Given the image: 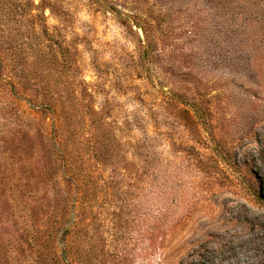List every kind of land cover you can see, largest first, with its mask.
I'll return each mask as SVG.
<instances>
[{
	"label": "rangeland",
	"instance_id": "374dc122",
	"mask_svg": "<svg viewBox=\"0 0 264 264\" xmlns=\"http://www.w3.org/2000/svg\"><path fill=\"white\" fill-rule=\"evenodd\" d=\"M46 3L0 0V264H264V0Z\"/></svg>",
	"mask_w": 264,
	"mask_h": 264
},
{
	"label": "trees",
	"instance_id": "16d2710c",
	"mask_svg": "<svg viewBox=\"0 0 264 264\" xmlns=\"http://www.w3.org/2000/svg\"><path fill=\"white\" fill-rule=\"evenodd\" d=\"M46 0H41V4H40V6H38L39 8H45V6H46ZM44 18V17H43Z\"/></svg>",
	"mask_w": 264,
	"mask_h": 264
}]
</instances>
